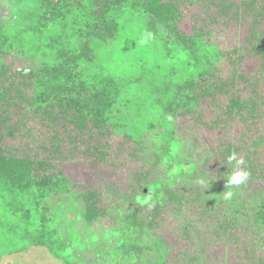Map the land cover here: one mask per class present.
<instances>
[{"label":"trees","instance_id":"trees-1","mask_svg":"<svg viewBox=\"0 0 264 264\" xmlns=\"http://www.w3.org/2000/svg\"><path fill=\"white\" fill-rule=\"evenodd\" d=\"M200 4L214 6L215 15L203 11L193 18L200 24L191 33L181 32L182 7ZM37 10L34 24H0V143L22 142L16 150L0 146V194L9 197L0 214V241H22L6 254L22 253L27 242L44 247L62 264H74V252L67 254L63 244L73 245L76 233L62 234L58 222L44 220L62 207L76 206L88 228L100 210L114 207L142 212L139 228L152 240L144 254L157 256L154 264H165L167 251L155 228L159 211L173 205L185 233L197 230V214L209 221L212 212L220 211L218 230L224 238L238 234L242 213L248 214L244 220L256 232L241 238L259 249L256 264H264V194L251 197L248 206L238 200L235 188L230 200L223 196L227 156L239 147L223 143L220 151L203 145L204 154H197L198 137L203 139L205 132L212 136L214 129L231 123L245 148L246 134L259 130L252 144L264 154V96L258 91L264 83V31L258 28L264 0H38ZM224 18L253 22L241 47L225 49L206 29L209 20L213 24ZM144 32L154 37L148 45L140 44ZM236 48L260 59L256 73H240ZM15 59L26 61L28 69L14 68ZM205 107L217 115L204 120ZM181 118L191 128L177 129ZM238 125L246 131L242 136ZM113 141L157 156L126 181L125 169L109 154ZM79 157L118 171L113 180L122 188L111 183L107 195L97 187L80 191L82 181L56 167L83 161ZM242 158L251 173L248 183L259 179L250 159ZM209 159L216 161V170L208 169ZM202 179L207 182L201 184ZM137 194L152 197L141 203ZM246 208L251 213L243 212ZM184 209L193 218L183 216ZM136 248L125 255L140 250Z\"/></svg>","mask_w":264,"mask_h":264},{"label":"rangeland","instance_id":"rangeland-1","mask_svg":"<svg viewBox=\"0 0 264 264\" xmlns=\"http://www.w3.org/2000/svg\"><path fill=\"white\" fill-rule=\"evenodd\" d=\"M228 1L237 2L238 0ZM37 7L38 0H0V24L13 26L34 24L38 15ZM181 10L183 15L179 21V29L183 33H191L190 30L192 27H197L200 24V22L194 24L193 18L196 15L198 17L201 16L203 11H206L210 16L216 13L214 6L208 5L205 7L203 4H200L196 8L191 7L190 10L188 7L183 6ZM209 21L208 25L205 23L208 26L206 29L211 30V37L222 44V47L227 50H232L234 47H241L244 36H246L248 29L253 24L249 19L229 21L224 18L223 21H214L213 24L211 20ZM258 28L264 31V20H260ZM243 49H239L238 54L240 59V73H256L260 65V59L252 54V52L245 48ZM13 62L15 64L14 68L19 67L20 71L28 69V63L26 61L20 62L15 59ZM258 91L261 96H264V83L260 82ZM261 109L264 111V100L261 103ZM202 110L205 111L204 120L211 119L213 115H217L218 113V111H211L208 107L202 108ZM186 122L187 120L185 121L183 118L179 119L176 124L177 129L185 131L189 127V124H186ZM28 126H30V123ZM237 128L240 132L239 135L242 136V133L245 131L244 127L238 125ZM258 131L256 130L255 133L246 134L247 138L243 139V141H245L247 148L241 146L242 141H238L236 130L232 123L227 128L219 127L214 129L212 136L208 132H205L203 133V139L201 137L197 139V154L204 152L202 150L203 145L205 150V145H213L214 148L217 147L220 151H223L220 144L231 143L239 147L238 154L241 158L246 155L250 159L251 165L255 167L256 175L260 178L257 179L258 181L255 180L251 183L247 182L241 185L239 192L235 188L238 200L247 206L251 197L252 200H255L257 199V195L264 194V181L262 180L264 176V154H261L263 149H255L252 144L255 139L253 136H257ZM21 144L22 142L18 139H5L0 143V146L16 150ZM135 147L134 144L121 146L118 142L113 141L109 143V154L114 157L112 161L115 165H122L121 167L125 169L121 174L123 178L125 177L126 181L129 178L128 176L132 175L133 171L137 170L143 162L152 161L157 156L155 151L141 152L139 148ZM256 151L257 153H255ZM252 153H254V156ZM162 155L159 153L160 157ZM79 159L83 161L60 163L56 167L58 169L61 167L71 180L82 181L80 191H92L97 187L99 188V194L105 193L107 195L111 192V183L122 188L117 179L113 180V173L118 171L115 172L108 167L101 169L99 166H92L90 160L86 158L82 159L79 157ZM216 166V161L209 159L208 169L216 170ZM115 182L118 184H115ZM148 197L151 198L152 194H146L145 197L137 194L136 199L138 202L143 203L144 198L148 199ZM5 199L8 201L9 197H6L5 194H0V214L5 209ZM100 211L101 214L99 217L91 222L88 228L83 226L76 206L62 207L54 217H50L44 221L48 222L51 220L54 223L58 222L62 234H66L67 230L70 229L76 233L77 240L73 245L69 244L68 241L63 244L65 247L63 251L67 252V254L74 252V264L155 263L154 259H157V256L152 257L144 254L145 247H150L152 240L149 239L147 233L139 228L141 227V223L144 224L142 212L129 213L128 210L126 211L123 208L114 210V207H107L105 210ZM173 211V205H168L165 209H161L159 211L160 218H157L159 223L155 228L156 233L162 238L164 252L167 251L165 264H256L259 249L251 245L249 240L244 241L241 238L242 235L250 237L251 232H256L253 229V225L251 223L246 224L247 220H244L248 219V214L243 215L242 213L241 217L243 218L241 219L243 220L237 224L236 232L238 234L234 232L230 237L231 233H229V237L226 234L225 236L227 238H224L218 230V223L223 218L220 211L215 210L212 212V218L209 221L205 220V218H200L197 214V230L192 229L188 233H185L181 223L182 215ZM243 212L251 213L250 208L244 209ZM182 214L190 219L193 218V214L189 210L184 209ZM201 219H204V222ZM241 241L244 243L243 245H241ZM18 242L22 243L21 240H6L4 237H1L0 254L2 253L3 255L0 259V264H62L50 256L44 247L30 246V243L28 244L27 242L22 245L27 247L22 253L6 254L9 251L19 249ZM73 247L75 248L71 250ZM132 247H137L136 249L140 250L138 252L128 251V255H130H125V252ZM186 254L193 256L194 258L192 259L194 261H191V258L187 259L185 257ZM118 255L120 256L118 257Z\"/></svg>","mask_w":264,"mask_h":264},{"label":"clouds","instance_id":"clouds-1","mask_svg":"<svg viewBox=\"0 0 264 264\" xmlns=\"http://www.w3.org/2000/svg\"><path fill=\"white\" fill-rule=\"evenodd\" d=\"M154 39L151 32H144L140 37L141 45H148ZM229 169L228 173L225 175L226 179V191L223 192L225 200H230L233 196V188H238L248 182L251 173L247 170V162L239 156V154L232 150L227 156V161L225 163ZM207 181L201 180L200 183L204 184Z\"/></svg>","mask_w":264,"mask_h":264}]
</instances>
